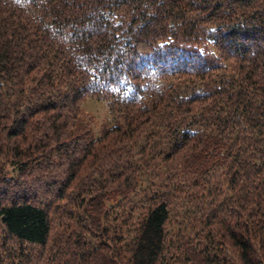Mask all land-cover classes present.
<instances>
[{
  "label": "trees",
  "instance_id": "1",
  "mask_svg": "<svg viewBox=\"0 0 264 264\" xmlns=\"http://www.w3.org/2000/svg\"><path fill=\"white\" fill-rule=\"evenodd\" d=\"M0 264H264V0H0Z\"/></svg>",
  "mask_w": 264,
  "mask_h": 264
},
{
  "label": "rangeland",
  "instance_id": "2",
  "mask_svg": "<svg viewBox=\"0 0 264 264\" xmlns=\"http://www.w3.org/2000/svg\"><path fill=\"white\" fill-rule=\"evenodd\" d=\"M83 120L89 123L94 137H98L103 126H111L113 119L104 100L87 99L80 105Z\"/></svg>",
  "mask_w": 264,
  "mask_h": 264
}]
</instances>
